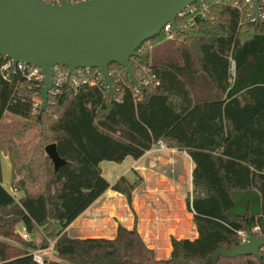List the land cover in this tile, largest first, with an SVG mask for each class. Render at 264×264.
Returning <instances> with one entry per match:
<instances>
[{"label":"trees","instance_id":"16d2710c","mask_svg":"<svg viewBox=\"0 0 264 264\" xmlns=\"http://www.w3.org/2000/svg\"><path fill=\"white\" fill-rule=\"evenodd\" d=\"M208 3L197 26L172 27L170 38L160 31L135 49L138 85L109 64L113 95L102 80L73 89L64 79L40 111L34 99L43 80L15 68L0 73V154L11 165L10 187L23 193L16 199L4 189L0 163V264H38L32 251L51 244L44 264H209L221 245L243 242L246 227L264 234V21H248L247 5L239 11L226 0ZM4 61L0 56V66ZM49 143L64 160L56 170L44 152ZM154 145L190 156L185 203L197 231L171 236V252L161 258L136 229L131 195L141 178L110 184L100 168L137 160ZM108 188L124 196L132 226L118 223L109 238L66 235ZM259 254L262 262L238 255L216 264H264V247Z\"/></svg>","mask_w":264,"mask_h":264},{"label":"water","instance_id":"95a60500","mask_svg":"<svg viewBox=\"0 0 264 264\" xmlns=\"http://www.w3.org/2000/svg\"><path fill=\"white\" fill-rule=\"evenodd\" d=\"M197 0H0V56L15 65L25 62L40 68L43 84L39 89L40 111L47 104L52 82V68H67L68 76L76 68H96L102 83L113 95L111 63L120 65L133 83L139 79L130 64V57L146 40L158 35L162 28L175 23L176 15ZM258 9L257 0H251ZM56 170L64 163L55 144L44 146ZM245 240L233 247H219L209 257L216 264L218 257L255 256L260 262L264 234L255 235L245 228Z\"/></svg>","mask_w":264,"mask_h":264},{"label":"crops","instance_id":"0c3cea01","mask_svg":"<svg viewBox=\"0 0 264 264\" xmlns=\"http://www.w3.org/2000/svg\"><path fill=\"white\" fill-rule=\"evenodd\" d=\"M0 157L1 168L3 162L10 164L8 157L2 153ZM129 157H125L122 162L129 160ZM111 162L100 163L102 175L110 184L119 175L127 177L128 168L134 175L132 179L127 177L130 181L141 178L139 186L131 195L137 217L136 229L145 243L154 249L156 258L169 256L172 249L171 236L187 239L196 237L193 215L186 209L185 203L192 186V163L187 152L154 145L137 160L133 159L123 170H117L116 167L120 166ZM1 185L16 199L23 194L22 191L5 187L2 181ZM118 223L130 228L133 217L124 196L108 188L64 231L72 238H109L115 235Z\"/></svg>","mask_w":264,"mask_h":264},{"label":"built area","instance_id":"2783aa9c","mask_svg":"<svg viewBox=\"0 0 264 264\" xmlns=\"http://www.w3.org/2000/svg\"><path fill=\"white\" fill-rule=\"evenodd\" d=\"M50 3H59L60 0H45ZM69 1V0H68ZM72 2H78V1H84V0H70ZM229 5H232L239 11H242V8L244 5H247V11L245 13V18H247L248 21H255L260 20L264 21V0H257L258 9L255 10V5L252 3L251 0H226ZM209 11V3L208 0H197L182 9L176 17L175 22L178 21L179 26L177 25V28L179 30L187 29L191 26H197V20L198 18H204L206 17L207 13ZM173 26L170 23H167L163 28L162 32L164 33L166 38H170L173 36V34L170 32V29ZM150 40H146L144 42L145 45H149ZM4 63L0 66V73L5 78L6 72L9 68H15L19 70L23 75H25L27 78H34L38 80H43V75L40 73V68H38L35 65L27 64L25 62H18L15 65L12 64V61L10 59H6L3 57ZM229 71L231 74H233V61L230 60V66ZM66 79L69 83V86L73 89H75L80 84H96L99 82V80H102V75L96 68H76L75 72L72 73V75L68 76L67 74V68L61 65H55L52 68V82L51 87L48 90L50 93H55L57 91L58 86L60 83ZM35 110L38 109V107H34ZM40 108V107H39ZM161 146V145H160ZM162 147V146H161ZM14 190V189H13ZM16 191V190H14ZM252 232L255 235H262L261 230L258 226L253 227ZM19 235L25 239L29 240L30 236L25 231L24 227H20L18 229ZM244 235L245 234L241 233ZM245 240V239H244ZM33 259L38 264H44V257L47 256L49 259L51 255L53 254L52 251V244L46 248L44 251L40 250H34L32 251ZM43 252H46L45 255H43Z\"/></svg>","mask_w":264,"mask_h":264},{"label":"rangeland","instance_id":"374dc122","mask_svg":"<svg viewBox=\"0 0 264 264\" xmlns=\"http://www.w3.org/2000/svg\"><path fill=\"white\" fill-rule=\"evenodd\" d=\"M34 101L38 105H40L41 98L40 99L35 98ZM128 159L129 160L122 162L121 165L118 164V163H115V162H111V163L114 164L115 166L116 165L117 166H120V167H116L117 170H119V169L120 170H123V168H125L126 166H128L129 163H131V161L133 160L131 157H129ZM104 166L105 165L103 164L102 167H104ZM128 171L129 172L127 173V177L132 179L134 177L133 171L130 170L129 168H128ZM1 173H2V179H1L2 183L4 184L5 187L9 188L10 187V183H11V179H12V172H11V168H10V164L9 163L8 164H5V162L2 163ZM119 176H121V175H119ZM45 254H46V252H43V255H45Z\"/></svg>","mask_w":264,"mask_h":264}]
</instances>
